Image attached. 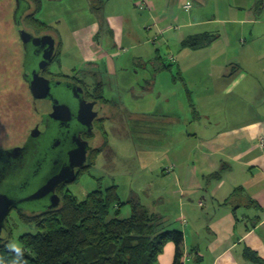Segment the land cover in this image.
Returning a JSON list of instances; mask_svg holds the SVG:
<instances>
[{"label": "crops", "instance_id": "obj_1", "mask_svg": "<svg viewBox=\"0 0 264 264\" xmlns=\"http://www.w3.org/2000/svg\"><path fill=\"white\" fill-rule=\"evenodd\" d=\"M143 2L156 22L160 46L169 50L172 45L171 65H164L161 47L154 51L160 71L170 73V88L163 89L160 80L140 88L148 102L153 90L158 92L159 115L175 117L176 125L166 133L177 136L180 146L167 141L168 148L160 147L167 149L159 159L166 162L160 167L165 181L155 203L160 208L172 203L182 221L179 264H255L248 251L264 261V0ZM103 15L71 31L80 68L70 73L85 81L93 78L87 82L100 84L108 103L104 83L94 78L97 72L110 75L121 69L112 62L117 53L109 38L122 48L125 29L123 16ZM201 35L212 40L198 49L182 47L184 40ZM58 44L62 57L63 41ZM159 135L164 138L163 132ZM173 258L174 245L167 243L156 264H173Z\"/></svg>", "mask_w": 264, "mask_h": 264}, {"label": "rangeland", "instance_id": "obj_2", "mask_svg": "<svg viewBox=\"0 0 264 264\" xmlns=\"http://www.w3.org/2000/svg\"><path fill=\"white\" fill-rule=\"evenodd\" d=\"M127 1L42 0V7L35 17L48 29L41 31L24 22V18L34 11L29 0H0V147L21 144L29 129L38 120V110L41 111L45 105L43 102H33L23 80L24 46L19 39V32L24 30L32 37L49 35L56 43L61 39L64 44L63 56L50 69L57 70L56 65L59 63V72L68 74L71 69L80 68V57L73 46L71 31L96 18L104 19V12L119 14L124 19L125 40L122 48H119L110 37L109 46L111 51L117 53L112 62L121 66V69H116L110 75L97 72L94 78L102 80L104 97L110 98L108 105L111 111L104 123L106 134L103 141L99 138L101 145L94 165L72 186L71 193L78 201H82L89 192L98 187L103 191L115 185L122 202H137L152 214L159 213L163 216L165 230L180 231L182 221L176 217V208L172 203L168 204L166 201L163 208L155 203L160 193L158 188L165 181L160 167L166 162H160L159 159L167 149L160 151V147L168 148L167 141L172 146H177L178 142L177 136L172 138L166 133L168 126L176 125L175 117L159 115L154 102L158 92L153 90L148 102L140 88L146 83L159 80L163 89L168 86L170 88V73L160 71V65L155 62L154 51L161 47L164 65H171L167 57L171 53L172 45L169 44V50L160 46L161 38L154 34L153 29L155 20H150L149 13L144 10L146 8L139 10V0H133L135 6L130 1L126 5ZM150 16L154 18L153 14ZM128 32H132L134 38H128ZM26 49L32 55V46L28 45ZM36 62L34 58L32 65ZM92 79L87 81L93 82ZM174 81L179 82L175 67ZM142 94L143 98L140 99ZM164 103L167 109L171 101ZM159 132L164 133L163 139ZM129 214L130 206L126 205L122 208L120 217L125 218ZM35 233L36 229L32 225L25 224L17 214L11 212L1 237L3 242L7 241L11 250H20V236Z\"/></svg>", "mask_w": 264, "mask_h": 264}, {"label": "flooded vegetation", "instance_id": "obj_3", "mask_svg": "<svg viewBox=\"0 0 264 264\" xmlns=\"http://www.w3.org/2000/svg\"><path fill=\"white\" fill-rule=\"evenodd\" d=\"M57 43L55 42V55ZM23 80L29 90L30 73L49 81V94L33 102H43L39 118L29 129L21 144L0 147V195L13 205L4 221V230L11 212L42 215L57 211L65 195L93 165L105 137L104 123L109 117L108 103L92 86L75 73L53 71V57L43 70H37L41 51L23 52ZM36 59V64L32 63ZM25 64V65H24ZM32 65V66H31ZM99 133V135H98ZM84 155V163L77 166ZM95 162V161H94ZM73 176L54 185L50 192L32 199L51 179ZM56 204L52 208V204ZM1 231V233H2ZM1 236V235H0Z\"/></svg>", "mask_w": 264, "mask_h": 264}, {"label": "trees", "instance_id": "obj_4", "mask_svg": "<svg viewBox=\"0 0 264 264\" xmlns=\"http://www.w3.org/2000/svg\"><path fill=\"white\" fill-rule=\"evenodd\" d=\"M29 2L34 11L24 22L46 31L48 27L35 17L42 0ZM211 40L210 36L201 35L184 40L181 45L198 49ZM59 57L60 44L53 63ZM101 90L99 84L96 93L101 95ZM126 205L130 206V214L121 218ZM18 216L25 224L32 225L36 233L20 236V250H11L7 241L2 242L0 264H156L167 243L174 245L173 264H179L182 256V232L165 230L162 219L137 202H122L115 185L103 191L98 187L82 201L67 194L55 212ZM247 254L253 263L264 264L252 252Z\"/></svg>", "mask_w": 264, "mask_h": 264}, {"label": "water", "instance_id": "obj_5", "mask_svg": "<svg viewBox=\"0 0 264 264\" xmlns=\"http://www.w3.org/2000/svg\"><path fill=\"white\" fill-rule=\"evenodd\" d=\"M19 39L24 46L25 51L27 52V46L31 45L33 49H37V51H41V60L37 64V70H43L45 66L51 61L53 57V52L55 49V40L49 36L44 35L41 37H32L26 31L21 30L19 32ZM28 53V52H27ZM25 65V64H24ZM30 81H29V91L34 99H42L49 94V81L45 78L39 76L36 73V70H33L30 74ZM84 155L81 156L80 161L78 162L77 166H82L84 163ZM73 180V176L68 177H57L51 179L44 187H42L36 194L33 195L32 199H38L43 195L50 192V189L60 183L61 181L65 180ZM12 202L4 195H0V235L1 231L4 229V221L7 217L9 212V208L11 207ZM56 204H52V208H54ZM3 242V238L0 236V244Z\"/></svg>", "mask_w": 264, "mask_h": 264}, {"label": "built area", "instance_id": "obj_6", "mask_svg": "<svg viewBox=\"0 0 264 264\" xmlns=\"http://www.w3.org/2000/svg\"><path fill=\"white\" fill-rule=\"evenodd\" d=\"M142 1H143V0H139V1L137 2V6H138L139 10L144 9V8L147 7V6L145 5V3H143ZM185 8H189V6H188V5H185ZM262 144H263V141H260V145H262ZM200 205H201V203H200Z\"/></svg>", "mask_w": 264, "mask_h": 264}]
</instances>
